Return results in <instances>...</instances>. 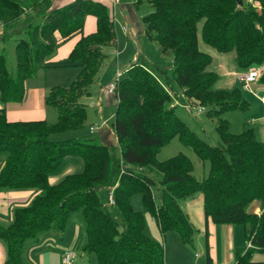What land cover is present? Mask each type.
Masks as SVG:
<instances>
[{"label": "trees", "instance_id": "obj_1", "mask_svg": "<svg viewBox=\"0 0 264 264\" xmlns=\"http://www.w3.org/2000/svg\"><path fill=\"white\" fill-rule=\"evenodd\" d=\"M251 1H134L135 7L146 3L152 8L141 18L143 34L161 56H172V81L189 104L202 107L215 121L220 144L210 146L187 128L173 111L172 92L137 59L117 80L113 93L116 156L114 147L94 137L50 139L84 126L86 109L80 99L90 94L105 59L103 48L115 43L112 9L91 0L58 8H51L48 0H0L2 39L12 41L14 58L9 70L0 51V155L5 156L0 190L37 191L29 204L12 209L11 224L0 227L4 264H23V245L49 229L63 231L75 211L84 221L82 249L92 256V264H165L162 244L147 236L143 215L132 208L135 193L160 232L175 231L183 244L191 242L194 229L178 202L198 193L205 221L246 225L245 243L252 248L245 247L236 264H250L254 250L264 252V142L246 125L232 134L222 117L249 107L240 88L210 89L216 80L210 68L212 53H232L240 71L264 64V0ZM87 15L95 17L96 29L83 35ZM78 34L65 59L49 61L62 42ZM65 68L78 69L75 79L67 86L51 87L44 97L45 106L56 110L54 122L7 121L4 105L23 100L27 79L41 69ZM259 82L264 84V72ZM173 137L208 162L205 178L193 176L183 154L156 158ZM66 157L79 158L82 170L50 184L49 174ZM153 187L159 190L158 209ZM110 189L113 205L105 206L97 191ZM254 201L261 203L258 216L248 209Z\"/></svg>", "mask_w": 264, "mask_h": 264}, {"label": "rangeland", "instance_id": "obj_2", "mask_svg": "<svg viewBox=\"0 0 264 264\" xmlns=\"http://www.w3.org/2000/svg\"><path fill=\"white\" fill-rule=\"evenodd\" d=\"M130 2H133V0H130ZM250 3H252L251 0H250ZM149 10L151 11L152 8H150V6L146 3H142L141 5H138L137 7L133 6V13L138 19H140L141 16L147 14ZM114 18L116 19V16ZM121 25L122 23L120 20H118V23L116 25H114V29L116 33H121ZM2 34H3V29L0 28V51L3 50L7 58L6 60L7 69L11 70L14 66L13 43L11 40L6 41L5 39H2ZM129 43L130 45H128V47L123 48L124 40L121 38L119 49L122 52L130 53L131 48H133V51L136 50V53H138V56H139V61L137 62L142 63V61L140 60H143L145 62L144 65L146 66L147 69L159 75L158 77L160 80H162V82L164 83V86L172 92L173 102L175 101L174 108H173L175 115L199 139L203 140L210 146L219 145L220 141L215 131V121L211 119L206 114L205 111L202 113H197L196 110L200 106L192 105V103L189 104L182 97L181 90L172 81V78H171L172 56L168 54V56L162 58L157 51V48L155 46L156 44L154 42H149L143 36H140V38L138 39V41L135 42V44H133L132 42H129ZM212 54L215 55L216 53H212ZM228 54L231 55L232 53H228ZM224 55H227V54H224ZM214 59L215 58H213V61ZM113 63H114L113 56L107 55L101 64V67L96 75L94 83L89 87L90 94L88 96H83L80 99V102L83 104V106L86 109V120H85L84 126L81 129L76 130V131H69V132L52 135L50 137L51 140H67L70 138H79L81 136H90V137L95 138L99 136L101 132H107V129L111 131V122H112L114 110L116 107V99H115L114 94H111L110 96L100 95V91L104 86H106L109 82H111L114 79L115 73L119 72L117 71L118 69L121 70V69H125L126 67L125 65H120L118 62L114 63L115 65ZM232 64L236 66L234 62V56L232 58ZM116 66L118 67L117 69H116ZM257 68L259 70V79H260L264 70L262 66H258ZM215 72H216V80L212 84L210 89L211 90H221L223 86L225 85L226 80L231 77V73L227 74L225 72H220L218 70H216ZM110 73H112L111 80L106 85L99 86L101 82H104L108 78ZM123 75H124V71L121 72V77H123ZM33 79L34 80H32V82L30 83L36 82L35 84H37L43 78L41 75H38L36 76V78H33ZM66 82H67V79H66ZM68 82H71V81H68ZM247 91H249L248 88L246 91H242L243 95L244 93H247ZM47 108H48L49 117L47 121L46 119L45 121L48 123H52L55 121L57 113L53 107H47ZM257 109L258 107L256 106V104L253 103L252 106H249L245 110L228 111L225 114H223L222 117L228 122L229 131L232 134H239L243 130L245 125L249 128H253V129L256 128V125H254L253 122L250 121L251 120L250 118L253 116V114L256 112ZM102 121L106 122L107 129L106 128L104 129L103 126L100 125ZM90 124L96 127L92 132H89L88 130L89 129L88 127L92 126ZM110 134L109 136L106 135L105 137H103L102 142L105 145L114 147L113 148L114 154L118 156L119 150H118L117 144L113 138V135L112 134L110 135ZM177 154H183L189 159L191 166H192V174L197 180H202L208 175V171H209L208 162L200 160L196 156L195 152L190 147L185 146L177 137H173L165 145H163L159 149L156 155V158L159 161H163ZM4 158H5L4 155H0V167L3 164ZM79 165H81V168L79 167ZM81 170H82V162L79 158L66 157L61 161L59 166L53 172L49 174V179H50V182L56 183L59 180H61L64 176L68 174H72L71 172L75 173V172H80ZM14 191H17V190H14ZM31 191L33 193L32 195V198H33V196L37 193V191L36 190H31ZM97 192L100 196L102 204L105 205L106 196H107L106 191L99 190ZM153 195L155 198V207L158 209L160 204H159V199H158L159 190H157V187H153ZM29 202L22 203L17 200H12L10 203L11 204L10 207H13V208L23 207L29 204ZM181 203L182 201L178 202L179 208H180ZM131 205L135 211L140 212L143 215L145 219V233L148 234L149 235L148 237L152 238V240H157V242L162 244L163 248H165V241L167 242V245L170 243V237H175L177 240H179V237L175 231L169 230L168 232H165L163 234L160 232L152 214L149 211H146L144 209L142 202H141L140 194L135 193L132 195ZM248 209L249 211L253 212L254 214L258 216L261 212V203L259 201H254L251 204H249ZM11 222H12V212H10V215L8 217L5 216L4 220L0 218V226H7L11 224ZM50 231L52 233L53 232L55 233V236L53 234L55 241H56V238H58V236L63 235V233L66 234L65 241H67V243L71 242L70 250H72V252L76 255V258H75L76 262L74 261L76 264H87V261H88V264H92V256L88 255L82 249L84 242H85V225H84L82 215L79 211L70 213L65 229L63 231H57V230H52V229ZM39 236H41V234H38L37 238H39ZM40 238H42V236ZM192 239L194 238L192 237ZM0 243L3 245L4 252H5L6 246L2 239H0ZM36 243H37L36 240L35 241L30 240V241H27L23 245L22 261L24 262V264H40L39 255H43L44 264H47V263L61 264L60 255L57 253V248H56L58 245L57 242H55L56 244L55 243L53 244L52 242L50 243L49 241L41 242V239H40L37 247L35 245ZM62 243H64V241ZM178 243L181 247L176 248V244L174 240L172 239L170 246L168 245L167 247L173 253L180 252V251H186L187 253H190L192 257H194L195 254L199 252V249L193 244L192 240L189 244H183L180 242V240ZM171 251H169V254ZM253 252L254 251H252V253ZM199 262L203 263L204 257L200 259Z\"/></svg>", "mask_w": 264, "mask_h": 264}, {"label": "crops", "instance_id": "obj_3", "mask_svg": "<svg viewBox=\"0 0 264 264\" xmlns=\"http://www.w3.org/2000/svg\"><path fill=\"white\" fill-rule=\"evenodd\" d=\"M48 1L50 2L51 8H58L68 5L72 3L74 0H48ZM91 1L103 3L112 9L113 28L114 25L118 23V20H120L122 23L121 33L115 32L116 35L115 43L111 46L104 47L103 52L105 53V57L107 55L113 56L114 63L118 62L120 65H125L126 66V67L124 66L125 69L117 70L120 73L123 71L125 72L132 63H134L137 59H139V56L138 53H136V50L133 51V48H131L130 53L122 52L119 49V44L121 38L124 40L123 48L128 47V45H130L129 42L135 44V42L138 41L140 36H143L145 38L141 25V18L144 15L141 16L140 19L136 18V16L134 15L133 6L135 0H133V2H130V0H91ZM115 16L116 19L114 18ZM124 27H126L127 32L123 30ZM95 29H96L95 17L92 15L85 16L83 19L81 33L83 35H88L90 33H93ZM55 36L58 38L57 34H55ZM79 38H80V34L69 38L65 42H62L56 48L55 53L49 59V61L56 62L65 59ZM161 57L163 58V56ZM212 57L215 59L213 61L212 58V63L210 66L211 70H213L214 72L218 70L220 72H225L227 74L231 73V77L226 80V83L221 90L229 91L236 87L241 89V86L237 80V74L243 71H240L237 68V66L232 64L233 55L212 54ZM117 68L118 67L116 66V69ZM262 68L264 70V64L262 65ZM77 73H78L77 68L39 70L33 77L25 81L23 100L20 102H9L4 105L5 118L9 122L40 121L45 119L47 121L49 117V113H48V108L44 104V97L47 94L48 90L53 86H67L75 79ZM38 75H41L43 79L40 80L39 83L37 84H35L36 82L30 83L32 82V80H34L33 78H36V76ZM111 76L112 73H110L108 78L104 82H101L99 86L106 85L111 80L112 78ZM258 79L255 82L249 84L248 86L249 91H247V93H244V97L248 100L249 106H252V104L254 103L258 107L256 112L250 118L251 119L250 121L253 122L254 125H256V128L254 129L252 128L255 137L257 135L256 138L259 141L264 142V84H261ZM158 80L162 84H164L162 80H160L159 78ZM0 107H1V103H0ZM103 128L107 129L106 126H103ZM110 133L113 135L112 131L107 129V132H101V134L95 138L102 141L103 137H105L106 135L109 136ZM79 167L81 168V165H79ZM48 181L50 184H54L53 182H50L49 178ZM32 195L33 193L31 190H17V191L0 190V218L4 220L5 216L8 217L10 215V212H12L13 209V207H10L11 205L10 203L12 200H17L22 203H27L31 201ZM180 208L184 212L189 223L194 229V233H193L194 239H192V241L193 244L199 249V252H197L194 257H192L190 253H187L186 251L173 253L167 247L168 245L170 246L172 239L176 244V248L181 246L178 243L179 240H177L175 237H170V243L167 245V242L165 241V248H163V259L165 264H195V263L196 264H207V263L236 264L238 255L239 254L242 255L244 253L246 225L244 226L240 223L214 224L210 219H207L205 221L202 210V197L200 194H195L191 198L182 200V203L180 204ZM0 227H5V226H0ZM50 230L51 229L39 233L42 236V238H40L41 236H39V238L41 239V242L49 241L50 243L52 242L53 244L57 242L58 244L56 247L57 253L60 255V260H61L62 252L65 250H70L71 242L67 243V241H65L66 234L63 232H62L63 235L58 236V238H56L55 241L54 238L55 233L54 232L52 233ZM147 236L149 235L147 234ZM39 238H37L36 240L37 242L35 244L36 247L38 246V242L40 240ZM63 241L64 243H62ZM169 251H171L170 254ZM203 257H204V262L200 263L199 261ZM5 258H6V251L4 252V247L0 243V264H4ZM43 258H44L43 255H39L40 264H44ZM250 261H251L250 264H264V252L260 250H254V252L250 255ZM22 263L24 264L23 261Z\"/></svg>", "mask_w": 264, "mask_h": 264}, {"label": "built area", "instance_id": "obj_4", "mask_svg": "<svg viewBox=\"0 0 264 264\" xmlns=\"http://www.w3.org/2000/svg\"><path fill=\"white\" fill-rule=\"evenodd\" d=\"M247 2L250 3V0H247ZM123 30L125 32H127L126 27L123 28ZM121 73H115L114 75V79L109 82L106 86H104L101 91H100V95H111L114 93L115 91V85L117 80L120 78ZM259 78V70L257 67L251 66L249 67L246 71H243L239 74H237V80L241 86V90L246 91L248 88V85L255 82L257 79ZM203 111L202 107H198L196 112L197 113H201ZM101 126H106V122L102 121ZM98 126V125H96ZM96 127L95 126H90L89 127V132H92ZM113 205V197H112V190L110 189L107 192V196H106V203L105 206H112ZM245 247L246 249H250L252 248V245L250 242H246L245 243ZM76 255L70 251V250H65L62 252L61 254V264H73L75 261Z\"/></svg>", "mask_w": 264, "mask_h": 264}, {"label": "water", "instance_id": "obj_5", "mask_svg": "<svg viewBox=\"0 0 264 264\" xmlns=\"http://www.w3.org/2000/svg\"><path fill=\"white\" fill-rule=\"evenodd\" d=\"M236 1H237L238 5H240V4H241V0H236Z\"/></svg>", "mask_w": 264, "mask_h": 264}]
</instances>
